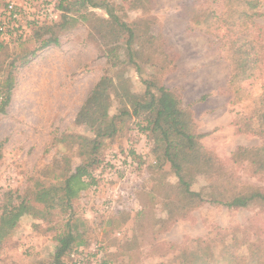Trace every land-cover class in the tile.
<instances>
[{"label": "rangeland", "instance_id": "obj_1", "mask_svg": "<svg viewBox=\"0 0 264 264\" xmlns=\"http://www.w3.org/2000/svg\"><path fill=\"white\" fill-rule=\"evenodd\" d=\"M54 1L59 16L43 24L51 26L32 28L16 43L0 40V89L12 86L0 115V213L9 200L18 204L24 198L37 206L33 200L39 190L61 188L86 159L98 160L88 168L94 183L71 202L70 210L56 208L46 220L22 217L0 247V264H50L55 238L70 216L83 245L63 259L67 264H180L183 255L200 250L221 259L233 242L230 253L243 264L252 259L264 264V207L228 209L187 200L161 151H154V142L133 130V117L120 114L130 113L143 97L145 81L157 80L154 68L128 60L125 25L139 24L137 34L160 33L175 53L173 71L155 84L178 90L202 135L200 145L221 173L190 177V157H178L191 191L206 194L215 185L264 194V172L255 174L247 160L234 163L232 157L238 148L264 144V138L251 133L258 129L253 124L249 133L242 132V119L264 93V58L255 80L244 82L241 92L226 90L230 68L221 59V44L229 43L233 32L225 21L211 33L201 24L206 11L224 12L222 0ZM4 3L0 0V11ZM259 13L249 28L264 47V0ZM104 77L124 81L118 89L122 102L114 100L108 111L115 135L97 139L92 152L82 140H92L93 133L75 119Z\"/></svg>", "mask_w": 264, "mask_h": 264}, {"label": "trees", "instance_id": "obj_2", "mask_svg": "<svg viewBox=\"0 0 264 264\" xmlns=\"http://www.w3.org/2000/svg\"><path fill=\"white\" fill-rule=\"evenodd\" d=\"M211 1L215 3L218 0ZM221 2L225 7L224 12L217 14L214 10L206 11L201 24L206 25L209 32H213L222 26V22L228 23L225 24L229 31L233 32V38L229 43L221 44L225 55V58L221 59L226 61L230 68L225 88L230 92H241L240 86L244 82L255 80L263 64L264 47L259 41V36L254 37L249 28V25L253 24L252 19L260 16V0H222ZM138 25L133 27L125 25L128 33L126 48L128 47L130 51L128 60L133 64L136 60L139 62L142 60L143 63L154 68L157 80L145 81L146 91L143 97L138 102H134L130 113L122 110L120 114L133 117V130L154 142V151H161V155L173 169L181 194L187 200L191 201V198L206 200L228 209H247L252 205L264 207V194L250 187L220 190L214 185L206 188V194L202 191H191V180L186 178L187 175L176 163L178 157H190V165L194 170L190 177L215 176L217 178L221 173L213 158L200 145L199 140L202 135L196 132L191 112L182 106L178 90L166 88L158 85L159 83L155 84L159 82L163 74L167 75L173 71L175 53L166 44L164 45L162 34H152L150 31L142 35L137 34ZM220 43H222L221 40ZM131 57L135 62L131 61ZM115 66V63L112 64V67ZM123 85V80L117 84L113 79L102 78L77 113L75 124L86 126L93 133L92 140H82L92 146V152L97 150V139L113 138L116 133L114 117L111 119L108 111L114 100L119 99L122 102L118 89ZM11 88L10 84H6L4 91L0 89V115L5 113L10 102ZM150 88H153L155 92H150ZM242 120L246 126V131L242 132L249 133L251 131L249 125L253 124L258 129L251 133L264 138V93L256 100L252 112ZM232 157L234 163L235 159L239 158L247 160L255 174L264 172V144L249 150L238 148ZM95 163H98L95 158L84 160L82 165L76 167L74 172L64 179L61 188L39 190L33 200L38 204L37 206L31 205L30 201L24 198L18 204H12L9 200L0 213V247L22 217L34 216L40 220H46L50 212L56 208L70 210L71 202L93 185L94 180L88 168ZM70 217L63 225L64 231L55 238L57 246L50 264H67V261L63 259L68 258L73 248L83 245V242L78 240L79 236L72 231L76 227L73 226ZM233 238L232 240L235 241L236 236ZM208 243L209 241H201L200 244L207 246ZM234 245L233 242L226 247L228 251L225 252L224 258L217 259L213 254L207 257L200 250L183 255L180 264H243L237 255L230 253ZM246 264H260V261L252 259Z\"/></svg>", "mask_w": 264, "mask_h": 264}, {"label": "built area", "instance_id": "obj_3", "mask_svg": "<svg viewBox=\"0 0 264 264\" xmlns=\"http://www.w3.org/2000/svg\"><path fill=\"white\" fill-rule=\"evenodd\" d=\"M58 16L54 0H5L0 11V40L6 44L16 43L24 39L30 29L53 22Z\"/></svg>", "mask_w": 264, "mask_h": 264}]
</instances>
